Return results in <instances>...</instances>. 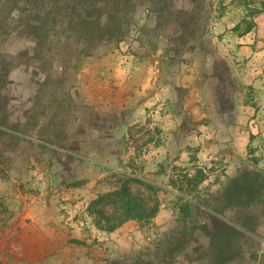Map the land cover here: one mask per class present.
I'll return each instance as SVG.
<instances>
[{"label": "rangeland", "instance_id": "obj_1", "mask_svg": "<svg viewBox=\"0 0 264 264\" xmlns=\"http://www.w3.org/2000/svg\"><path fill=\"white\" fill-rule=\"evenodd\" d=\"M261 2L169 0L165 9L132 0L124 33L82 53L65 33L51 32L38 53L23 27L0 35V254L8 264H264L263 204L226 209L231 221L254 216L256 231L212 243L199 224L216 218L178 197L198 168L207 178L196 191L210 203L242 169L264 171V134L249 122L233 147L212 148L219 118L234 121L245 93L224 72L229 40L256 17L264 32ZM193 61L202 66L195 88L154 96L148 71L138 76L142 65L164 64L172 76ZM123 184L147 213L158 203L157 214L126 219L115 193ZM39 214L60 245L41 247L32 225Z\"/></svg>", "mask_w": 264, "mask_h": 264}, {"label": "trees", "instance_id": "obj_2", "mask_svg": "<svg viewBox=\"0 0 264 264\" xmlns=\"http://www.w3.org/2000/svg\"><path fill=\"white\" fill-rule=\"evenodd\" d=\"M147 1L152 5L155 4L154 6L162 4L165 9L166 5H169V0ZM261 3L264 5V0ZM132 5V0H0V35H8L12 30L23 27L30 36L36 38L35 53H38L44 48L51 32L65 33V37L61 36L67 41L68 48L71 47V39L75 38L76 49L82 53L101 42L113 39L119 34L122 35L128 27L125 28V23H127L125 21L128 20H123L121 17L125 15L127 19L130 16V10L134 7ZM181 12L184 11L181 10ZM180 25L185 27L187 23L180 22ZM256 25L255 20H248L243 33L252 30ZM79 59H81L80 54L76 60L71 62L75 68L80 63L77 62ZM64 62L63 59L59 61L62 64ZM225 71L231 81V67L226 60L224 61ZM217 75L220 81H223L224 76L218 73ZM0 121L3 122L2 125H6L7 117L2 116ZM0 132L5 131L0 128ZM206 178L207 174L198 168L186 182L187 184L182 186L178 197L186 207L199 208L205 217L216 218L212 227L199 224L206 228L212 243L216 240L224 242L230 241L231 238L237 239L242 234L246 235V230L256 231L253 225L254 216H243L231 221L225 218V210L228 208L244 209L255 204L264 205V171L242 169L218 191L214 203H210L208 198H204L199 191H196ZM115 193L122 195L120 202L125 208L126 219L139 216L153 217L159 210L160 205L157 203L147 213L146 206L137 202L129 184H123ZM135 211L137 214H134ZM98 215L101 218L108 217L103 210H100ZM123 221L124 219L113 224L110 229L119 226Z\"/></svg>", "mask_w": 264, "mask_h": 264}, {"label": "crops", "instance_id": "obj_3", "mask_svg": "<svg viewBox=\"0 0 264 264\" xmlns=\"http://www.w3.org/2000/svg\"><path fill=\"white\" fill-rule=\"evenodd\" d=\"M262 6L264 7V5ZM262 19L264 20V17ZM257 21L261 22L258 19ZM228 45V63L233 75L245 87V93L241 97H236L238 115L235 116L234 121H226L221 118L218 120L212 148L220 152L233 147L235 136L238 132L245 133V126L242 124L244 122H249L254 132L257 129L258 132L264 134V32L260 33L257 30V26H255L248 32L236 33L233 38H230ZM165 67L166 65L164 64H149L148 66L142 65V68H138V76H142L140 75V71H148V74H144L143 76L147 78L146 81L149 89L155 92L154 96L163 93L167 94L170 90L176 92L178 86H182V84L184 86L193 85L195 88L199 84L198 80L202 77V66L197 61L190 62L189 65H179V67L187 69L181 71L175 69L172 76L166 72ZM167 115H172V113H168ZM255 121L257 122L255 123ZM175 150L176 148L172 151ZM31 213L27 212V215ZM41 216L40 214L34 216L35 222L32 223V225L34 224L35 227H38L37 233H40L43 237L41 247L44 248L48 244L60 245L56 229L53 230L49 225H42L45 222L38 224ZM7 234L8 230L6 236ZM17 255L22 260L28 257L23 251ZM0 259H4L6 264L9 263L8 258L2 254H0Z\"/></svg>", "mask_w": 264, "mask_h": 264}]
</instances>
